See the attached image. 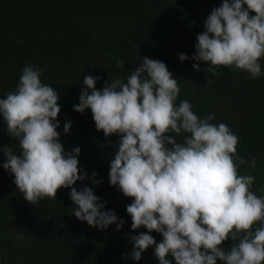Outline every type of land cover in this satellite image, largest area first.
Listing matches in <instances>:
<instances>
[{
	"label": "clouds",
	"instance_id": "obj_1",
	"mask_svg": "<svg viewBox=\"0 0 264 264\" xmlns=\"http://www.w3.org/2000/svg\"><path fill=\"white\" fill-rule=\"evenodd\" d=\"M203 28L192 59L207 65L211 76L221 67L245 71L252 79L261 75L264 0H221ZM178 59L188 56L181 53ZM141 61L126 79H109L99 90L101 78L85 75L79 103L73 105L81 114L89 109L105 137H119L108 182L131 198L126 205L131 229L147 230L130 235V258L139 261L154 246L159 264H171L169 256L175 264H264V195L252 191L250 172L239 171L246 164L255 168L256 158L249 162L237 155L238 136L225 123H210L213 114L201 118L186 99L177 104L180 87L164 62L146 56ZM123 64L117 61V67ZM192 68L200 71L201 65ZM40 77V69L26 65L15 89L0 98V119L18 146V151L8 144L0 147L3 169L27 202L56 199L59 189L68 188L78 220L98 230L112 224L120 230L125 221L105 210L107 201L91 187H73L87 177L79 168L81 149L65 151L57 131L58 90ZM70 127L65 121L63 132ZM96 177L93 171V185L102 182ZM153 231L162 236L160 242ZM228 240L233 243L226 250Z\"/></svg>",
	"mask_w": 264,
	"mask_h": 264
},
{
	"label": "trees",
	"instance_id": "obj_2",
	"mask_svg": "<svg viewBox=\"0 0 264 264\" xmlns=\"http://www.w3.org/2000/svg\"><path fill=\"white\" fill-rule=\"evenodd\" d=\"M221 0H0V98L15 89L26 65L41 70L42 83L58 90V120L65 151L81 149L79 168L87 177L77 181L78 190L91 187L125 221L120 230L112 224L104 230L87 225L72 213L75 207L70 189L61 188L56 199L45 198L33 205L3 169L6 158L0 152V264H159L154 246L139 261L130 258L133 231L123 196L108 182L109 162L114 158L115 134L105 137L97 131L91 111L73 110L85 75L99 76L96 88L109 79L126 77L139 67L142 57L159 60L177 78L180 93L177 104L188 100L201 118L214 115L213 124L225 123L239 138L237 155L247 164L241 174L255 177L252 191L264 195V58L259 61L261 75L250 78L245 71L221 67L211 76L207 65L194 61L196 37L214 7ZM188 59L181 62L179 54ZM117 61H124L117 67ZM200 63V71L192 68ZM205 77L212 79L208 85ZM65 121H71L68 134ZM178 140L182 139L177 137ZM8 144L18 151L0 119V147ZM102 182L93 185L91 175ZM157 242L162 236L150 233ZM233 242H223L227 250ZM128 256V258H124ZM175 264L172 257H168ZM217 264H220L218 261Z\"/></svg>",
	"mask_w": 264,
	"mask_h": 264
}]
</instances>
